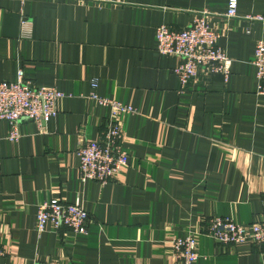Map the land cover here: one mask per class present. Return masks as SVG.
<instances>
[{
	"label": "crops",
	"instance_id": "0c3cea01",
	"mask_svg": "<svg viewBox=\"0 0 264 264\" xmlns=\"http://www.w3.org/2000/svg\"><path fill=\"white\" fill-rule=\"evenodd\" d=\"M0 0V80L20 68L37 86L56 87L58 115L20 122L8 139L0 120V264H183L175 237L195 234V264H264V244H224L213 217L264 220V94L252 63L264 39V0ZM220 32L233 59L227 81L201 72L182 90L181 61L157 50L161 24L181 30L199 13ZM31 36H22V19ZM95 92L136 108L121 117L129 165L108 182H83L79 148L97 139L110 110ZM80 198L86 232L35 230L38 206Z\"/></svg>",
	"mask_w": 264,
	"mask_h": 264
},
{
	"label": "built area",
	"instance_id": "2783aa9c",
	"mask_svg": "<svg viewBox=\"0 0 264 264\" xmlns=\"http://www.w3.org/2000/svg\"><path fill=\"white\" fill-rule=\"evenodd\" d=\"M80 4L107 2V0H69ZM237 0H228L227 17L237 15ZM264 22V16H248ZM31 22L22 19V36H31ZM220 32L212 27L206 12L199 13L193 21L181 30L161 24L156 30L157 50L163 55L176 56L180 63L173 68L178 76L182 90L204 72L208 75H220L227 81L232 73L233 59L218 44ZM258 80L257 91L264 94V39L257 41L252 60ZM98 85L93 80L90 97L100 106L110 110L106 125L100 136L82 145L79 150V177L83 182L98 181L105 183L122 173L129 165V153L123 148L124 131L121 117L136 112L132 104L95 92ZM64 92L56 87L37 86L20 68L14 81L0 80V120L10 125L8 139L16 141L21 137L19 129L22 120H33L43 124L58 115L57 101L64 98ZM89 213L80 198L73 202H64L51 198L39 204L35 216V230L38 234L46 231L50 223L54 228L68 227L74 232H86ZM208 233L215 240L224 244L251 242L264 244V220L241 224L232 217H213L210 219ZM172 249L176 259L183 264H195L200 254L195 234L175 237ZM0 248V255L3 254ZM33 264H61L56 260L36 259Z\"/></svg>",
	"mask_w": 264,
	"mask_h": 264
}]
</instances>
